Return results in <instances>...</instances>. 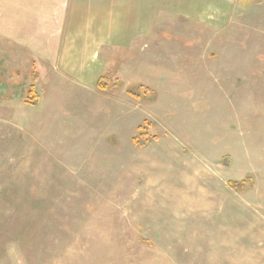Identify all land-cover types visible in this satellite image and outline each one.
<instances>
[{
    "label": "rangeland",
    "instance_id": "obj_1",
    "mask_svg": "<svg viewBox=\"0 0 264 264\" xmlns=\"http://www.w3.org/2000/svg\"><path fill=\"white\" fill-rule=\"evenodd\" d=\"M158 13L105 91L0 52V264H264V31Z\"/></svg>",
    "mask_w": 264,
    "mask_h": 264
},
{
    "label": "crops",
    "instance_id": "obj_2",
    "mask_svg": "<svg viewBox=\"0 0 264 264\" xmlns=\"http://www.w3.org/2000/svg\"><path fill=\"white\" fill-rule=\"evenodd\" d=\"M235 2L0 0V52L7 58L6 65L19 63V59L32 64L29 74L34 81L45 82L51 75L55 79L63 77L59 78L61 82L73 83L83 93H91L101 78H109L117 52L134 47L142 50L153 31L161 32L162 25L155 23L163 9L205 26L208 33L212 25L218 32L236 35L242 26L264 31V0L249 7ZM149 4L152 8L156 5L159 11L152 14V10H145ZM120 69L123 73L124 67ZM9 73L23 75L19 69Z\"/></svg>",
    "mask_w": 264,
    "mask_h": 264
},
{
    "label": "trees",
    "instance_id": "obj_3",
    "mask_svg": "<svg viewBox=\"0 0 264 264\" xmlns=\"http://www.w3.org/2000/svg\"><path fill=\"white\" fill-rule=\"evenodd\" d=\"M262 0H237V3L239 6L241 7H249L250 5L254 4V3H258ZM109 78L107 77H103L99 80L98 82V88L105 91L107 90V86H109ZM34 91L32 90L31 93H33ZM26 104H29V105H32V106H36L38 104V97L36 96H32V94H30V97L27 98L25 100ZM141 130V129H140ZM250 180H246V181H243L241 183H232L230 184L231 187H234L236 190L239 189V186L241 185H245L246 183H248Z\"/></svg>",
    "mask_w": 264,
    "mask_h": 264
},
{
    "label": "flooded vegetation",
    "instance_id": "obj_4",
    "mask_svg": "<svg viewBox=\"0 0 264 264\" xmlns=\"http://www.w3.org/2000/svg\"><path fill=\"white\" fill-rule=\"evenodd\" d=\"M244 181H246V180H244ZM253 184V183H252Z\"/></svg>",
    "mask_w": 264,
    "mask_h": 264
}]
</instances>
